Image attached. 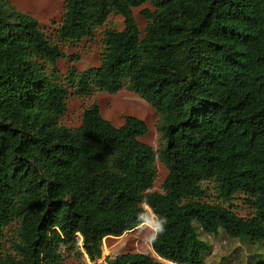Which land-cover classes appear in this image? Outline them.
Listing matches in <instances>:
<instances>
[{"label":"trees","instance_id":"1","mask_svg":"<svg viewBox=\"0 0 264 264\" xmlns=\"http://www.w3.org/2000/svg\"><path fill=\"white\" fill-rule=\"evenodd\" d=\"M147 2L142 35L134 8ZM113 13L125 26L105 31L100 65L63 75L59 42L0 0V264H61L76 251L103 264L104 238L141 225L144 205L166 218L152 248L175 264L205 263L199 228L264 242V0H66L58 41L92 37ZM124 87L158 112L157 151L140 140L146 121L116 126L97 103L77 128L60 122L69 95ZM157 159L162 192L149 191ZM210 190L222 202L206 200ZM239 194L249 216L227 206ZM105 261L163 264L142 252Z\"/></svg>","mask_w":264,"mask_h":264},{"label":"rangeland","instance_id":"2","mask_svg":"<svg viewBox=\"0 0 264 264\" xmlns=\"http://www.w3.org/2000/svg\"><path fill=\"white\" fill-rule=\"evenodd\" d=\"M11 3L24 13H27L40 22V27L47 36L56 42L66 52L67 57L58 62L60 72L65 75L70 67L75 66L77 70L83 71L92 67H97L101 63L104 52V34L109 28L122 30L125 26L124 18L120 14H111L101 27H98L92 37H86L75 42H60L57 37V30L62 21L66 0H10ZM154 10L150 3H145L134 8V14L141 29L142 35L148 23L147 18L142 14V10ZM94 103L100 106L102 115L110 120L114 125L121 126L127 116H135L146 121L149 126L148 133L140 137V140L154 148L160 149L165 141L159 131L160 116L146 100L141 98L136 92L124 87L116 93L106 91H95L89 96L78 97L69 95L67 99V111L61 117L60 122L69 127L77 128L82 123V116L87 107ZM157 177L153 187L149 191H163V183L168 175L167 168L160 160H156ZM208 201L222 202L218 200L215 191L210 190ZM147 215L153 212L149 206ZM233 211L240 216H249L253 213L252 207L247 204L244 195L239 194L231 204L227 203ZM200 236L211 246V253L206 255L204 264H254L255 260L264 257V242H252L248 239L230 237L224 230H220L217 235H211L199 228ZM15 234L12 229H6L3 240L5 251L13 250V240ZM82 239L80 238V245ZM126 252H142L154 256L163 264H175L173 262L159 258L152 248V234L150 229L139 225L135 229L125 232L121 236H112L103 240V257L100 263L107 264V256L114 257ZM89 262L87 256H81L76 252H66L65 259L61 264H85Z\"/></svg>","mask_w":264,"mask_h":264},{"label":"clouds","instance_id":"3","mask_svg":"<svg viewBox=\"0 0 264 264\" xmlns=\"http://www.w3.org/2000/svg\"><path fill=\"white\" fill-rule=\"evenodd\" d=\"M138 221L142 227L151 230L153 242L166 230V218L159 216L153 212L150 216L145 212H141L138 216Z\"/></svg>","mask_w":264,"mask_h":264}]
</instances>
